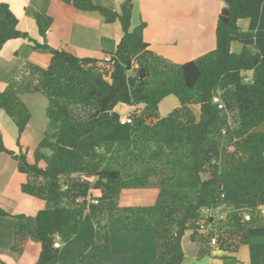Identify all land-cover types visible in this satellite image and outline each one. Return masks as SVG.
Returning <instances> with one entry per match:
<instances>
[{"label":"trees","instance_id":"1","mask_svg":"<svg viewBox=\"0 0 264 264\" xmlns=\"http://www.w3.org/2000/svg\"><path fill=\"white\" fill-rule=\"evenodd\" d=\"M62 1L117 22L121 36L112 53L78 57L17 29V17L0 3V49L24 38L51 54L47 66L25 61L0 91V110L19 136L31 116L21 96L38 93L46 99L47 126L31 162L21 148L0 142V151L26 176L20 190L48 204L26 216L0 203V217L15 219L11 250L21 254L36 241L34 264H56L57 239L62 244L91 235L86 247L92 254L59 264H110L112 233L150 231L156 240L150 264H184L186 233L198 259L212 255V237L225 253L219 259L236 252L251 228L264 227V0L220 1L215 46L184 62L154 51L137 56L149 44L145 22L132 24L134 0H123L118 9L92 0ZM33 18L45 37L52 17L37 11ZM241 19L249 20L246 29ZM169 95L178 105L161 116L160 102ZM120 104L130 107L127 138H88ZM144 188L157 189L153 204H119L122 190ZM220 207L223 217L209 214Z\"/></svg>","mask_w":264,"mask_h":264},{"label":"crops","instance_id":"2","mask_svg":"<svg viewBox=\"0 0 264 264\" xmlns=\"http://www.w3.org/2000/svg\"><path fill=\"white\" fill-rule=\"evenodd\" d=\"M92 1L112 9H118L123 2ZM220 1L222 0H134L132 24L136 26L140 21L145 22L143 34L149 44L146 49L139 51L137 56L154 51L174 61L184 62L212 49L215 46V25ZM0 3H7L17 17V29L27 32L38 43L63 49L78 57H101L105 53H112L121 36L117 22L106 23L98 11L80 10L62 0H0ZM37 11L52 17L45 37L40 35L33 18L34 12ZM238 24L242 29H246L249 20L241 19ZM50 57L49 50L35 48L27 39L15 38L6 41L0 49V91L25 61L47 66ZM247 75L250 76V73ZM21 97L30 111L29 122L19 136L13 121L0 110V142L14 151L21 148L31 162L33 149L43 137L47 126L46 99L38 93L23 94ZM117 106L123 112L119 114V118L126 117L130 107L123 104ZM107 122L99 123L95 131L100 126L109 124ZM25 180L26 176L17 170L16 161L0 151V203L8 207L13 215L33 216L38 210L46 207L43 200L20 190ZM125 191L140 193L141 199L146 201L144 203H148L144 205L153 204L157 196L156 188L125 189L120 192L119 201ZM14 223L12 216L0 217V260L5 264H34L40 252V243L29 241L21 254L12 251L10 247ZM247 235V242L224 259L218 258L225 254L224 252L213 249L208 264H264V227H253ZM90 240L91 235H83L69 241L68 247H77L78 255L71 263L75 262L80 254L90 255L94 252L90 247L83 250ZM59 249L62 250V245ZM155 254L156 240L152 232H116L111 234L110 250L106 257L110 264H150ZM60 262L57 261L56 264Z\"/></svg>","mask_w":264,"mask_h":264},{"label":"rangeland","instance_id":"3","mask_svg":"<svg viewBox=\"0 0 264 264\" xmlns=\"http://www.w3.org/2000/svg\"><path fill=\"white\" fill-rule=\"evenodd\" d=\"M239 45L237 43L235 46H233V50H238ZM250 77V76H249ZM177 99L175 96L169 95L165 97L159 105V112L161 116L167 115L176 105H177ZM192 110L195 112L196 115L199 114V109L198 106H192ZM113 116L110 117L107 121H103L102 123H109V124H104L103 126H100L98 130L93 131L91 134H89L87 137L90 139H96V140H110V139H125L128 136V125L129 121L127 122H120L119 114L123 113L119 110V106H116L113 109ZM124 116V115H123ZM126 117L128 115H125ZM107 125V126H106ZM131 190H138V189H131ZM140 193L137 191H125L120 198L119 204L121 206H128V205H144L148 203H144L146 201H143L141 199ZM48 204H46V207ZM214 216L217 218L220 217L222 214L224 215V207L218 208L216 211L212 212ZM68 243V245H67ZM67 243H62V250L60 251V258L58 261L65 260V262L71 263L72 259L77 257V247H68L70 244L69 242ZM183 244V250L185 253V257L187 261L191 264H208L211 261V256H205L201 259H198L196 257L197 253V246L194 242H192L189 239V234L186 233V235L183 237L182 240ZM67 245V246H66ZM88 247L84 246L83 250ZM64 256V258H63Z\"/></svg>","mask_w":264,"mask_h":264},{"label":"built area","instance_id":"4","mask_svg":"<svg viewBox=\"0 0 264 264\" xmlns=\"http://www.w3.org/2000/svg\"><path fill=\"white\" fill-rule=\"evenodd\" d=\"M45 32H47V30H46ZM213 100H214V102L217 104L218 108H222V103H221L220 99H219L217 96H215V97L213 98ZM127 120L129 121V119H128L127 117H121V118H120V122H122V123L127 122ZM99 195H100V192H98V191H96V192L93 193V197H94V199H93L92 201H93L94 203L97 202L96 197L99 196ZM217 209H218V208H217ZM217 209L211 210V211L209 212V214H212V212L216 211ZM220 217H223V214H222ZM220 217H219V218H220ZM243 217H244L245 220H250L251 217H252V215H251L250 213H248V212H245V213L243 214ZM210 244L213 246V249H218V248H217V241H216V238H215V237H212V238H211ZM53 245H54V247L60 248L62 244H61V242L57 239V240L53 243ZM220 251H221V250H219V252H220ZM184 264H191V263L186 262V263H184Z\"/></svg>","mask_w":264,"mask_h":264},{"label":"water","instance_id":"5","mask_svg":"<svg viewBox=\"0 0 264 264\" xmlns=\"http://www.w3.org/2000/svg\"><path fill=\"white\" fill-rule=\"evenodd\" d=\"M187 262V259L184 260V263Z\"/></svg>","mask_w":264,"mask_h":264},{"label":"clouds","instance_id":"6","mask_svg":"<svg viewBox=\"0 0 264 264\" xmlns=\"http://www.w3.org/2000/svg\"><path fill=\"white\" fill-rule=\"evenodd\" d=\"M188 262V261H187ZM186 263V262H185Z\"/></svg>","mask_w":264,"mask_h":264}]
</instances>
